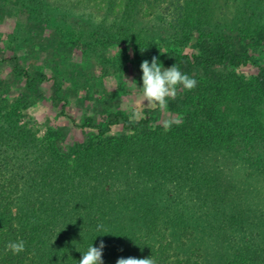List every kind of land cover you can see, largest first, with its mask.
<instances>
[{"label": "trees", "instance_id": "1", "mask_svg": "<svg viewBox=\"0 0 264 264\" xmlns=\"http://www.w3.org/2000/svg\"><path fill=\"white\" fill-rule=\"evenodd\" d=\"M133 1L146 0L121 4ZM152 4L165 5V23L175 32L160 47L163 67L176 64L195 80L208 69L216 78L191 91L178 87L164 112L100 108L99 123L95 113L78 120L62 109L87 137L67 144L65 129L53 131L55 148L31 150L39 158L31 172L24 160L23 173L17 170L13 153L22 142L6 134L9 118L0 111V264H78L101 242L103 264L130 257H152L155 264H264V203L235 204V181L227 178L229 168L264 174V134L253 120L236 123L220 106V89L228 86L244 97L264 96V27L253 32L240 20L220 43L211 32L216 0ZM13 61L24 84L21 104L44 99L47 90L53 104L66 100L64 79ZM249 66L258 68L257 76L241 78L237 72ZM162 113L180 123L165 130ZM17 240L25 251L13 254L6 245Z\"/></svg>", "mask_w": 264, "mask_h": 264}, {"label": "rangeland", "instance_id": "2", "mask_svg": "<svg viewBox=\"0 0 264 264\" xmlns=\"http://www.w3.org/2000/svg\"><path fill=\"white\" fill-rule=\"evenodd\" d=\"M152 1L122 5L121 0H0V111L2 117L9 118L6 134L22 142L13 153L17 170L20 167L23 173V160L25 169L31 172L36 168L39 158L36 160L37 154L31 152L34 147L55 148L53 131L65 129L67 144L87 137L71 125L62 109L78 120L95 113L102 123L97 112L100 108L112 110L119 105L124 110L140 112L151 107L142 94L141 64L145 60L151 64L155 57L163 66L161 55L165 50L160 47L175 37L174 29L165 23V5H153ZM216 1L211 32L218 42L226 41L240 20H246L245 28L250 25L253 32L264 27V0ZM250 5L253 7L249 8ZM259 6L261 10H257ZM1 9L5 10L4 15ZM14 58L18 59L20 69H41L64 79L66 100L53 104L47 90L44 99L21 104L18 96L24 84L15 76ZM237 73L250 80L257 76L258 68L244 67ZM215 78L212 70L196 72L197 83ZM228 87L220 89L224 99L222 111L236 123L253 120L254 129L260 131L258 135L264 134V96L244 97ZM205 88L208 86L202 87ZM169 119L178 118L162 113L159 123L164 125ZM259 149L264 154V146ZM205 160L211 165V154ZM219 161L224 170L225 160ZM241 168L227 170V178L235 181L232 201L241 206L264 203V174ZM205 192L211 196V191Z\"/></svg>", "mask_w": 264, "mask_h": 264}, {"label": "clouds", "instance_id": "3", "mask_svg": "<svg viewBox=\"0 0 264 264\" xmlns=\"http://www.w3.org/2000/svg\"><path fill=\"white\" fill-rule=\"evenodd\" d=\"M141 70L143 73V87L141 89L144 100L149 106L158 107L162 112L167 109L168 99L176 98L178 87L191 91L197 85V81L186 73H182L176 64L170 68H164L155 57H153L151 64L147 60L143 61ZM163 123L165 130H168L173 123L179 124L180 120L169 119ZM104 247L102 242L99 248L93 245L89 246L78 264H103L102 250ZM6 249L13 254H20L25 251V242L23 240L9 242ZM117 264H155V262L152 257L145 259L130 257L118 259Z\"/></svg>", "mask_w": 264, "mask_h": 264}]
</instances>
